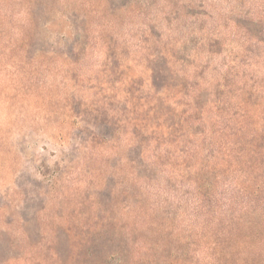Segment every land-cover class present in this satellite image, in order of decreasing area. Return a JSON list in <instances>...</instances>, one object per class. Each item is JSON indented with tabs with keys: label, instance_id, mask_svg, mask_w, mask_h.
Masks as SVG:
<instances>
[{
	"label": "rangeland",
	"instance_id": "rangeland-1",
	"mask_svg": "<svg viewBox=\"0 0 264 264\" xmlns=\"http://www.w3.org/2000/svg\"><path fill=\"white\" fill-rule=\"evenodd\" d=\"M225 3L0 0V264H264V16ZM94 26L103 77L38 91L37 53L78 64ZM37 117L73 129L51 163Z\"/></svg>",
	"mask_w": 264,
	"mask_h": 264
},
{
	"label": "clouds",
	"instance_id": "clouds-1",
	"mask_svg": "<svg viewBox=\"0 0 264 264\" xmlns=\"http://www.w3.org/2000/svg\"><path fill=\"white\" fill-rule=\"evenodd\" d=\"M160 7H165V5H160ZM220 9L227 13L230 9H238V10H248L251 9L252 15H260L264 16V0H244L243 3H237L236 0H232V3H225L219 5ZM155 14V13H154ZM20 16H24L26 18V12H20ZM60 15V13H57ZM150 19V18H149ZM22 23L27 24V19L22 21ZM45 29L48 28V25L43 26ZM132 27L129 25L124 29L125 34L128 32V28ZM135 27H143L142 24L137 23ZM135 30V28H133ZM103 31L102 27L94 26V30L92 33V42L87 47L85 53L83 54L82 60L78 64H72L70 61L65 63L63 58H57L55 63L47 62V57L53 56L55 53L49 51L46 54L37 53V58L32 62V64L26 66V71H31L34 73L33 79L35 80L38 91L41 93H48L49 91H57L59 93L58 99L63 100L65 96H67L71 92H77L76 88H72L71 82L66 78V75L70 71H78L80 73L81 81L87 85L89 83L95 84L97 83V78H102L103 73L101 72L102 62L105 60L106 56V47L101 40L100 33ZM22 35L21 30L17 28L12 29V35L10 39L13 41L12 46H15V43L18 42L19 37ZM60 35H67V31L61 32ZM179 36V32L176 30L167 31L166 33V40H172V43L169 44V47L175 46L180 47V44L184 41L181 40L179 43L173 39L174 37ZM5 43H8V39L5 40ZM62 44H58L57 48H62ZM264 47V46H262ZM5 63H8V56L7 52L5 53ZM43 61V63H42ZM13 67L12 71L9 72L8 68L5 67V79L9 75L15 76L17 75V67L18 65L15 61L12 62ZM195 71V69H188L187 74L190 76L191 73ZM91 78V80L89 79ZM67 85V87H66ZM203 85V82H202ZM207 86V85H203ZM107 87V85H105ZM96 89L89 90L88 88H82L79 90V94L84 95L87 99H93L92 92H95ZM190 100V98H188ZM15 119V116H13ZM37 121L40 127L38 133H35L37 140L39 141L38 144L35 146L30 145V151L35 153L37 156L36 163H39V156L40 155H47L44 152V146L46 144H54L55 147L51 149L52 151H56L57 155L50 158L49 163L53 160H57L60 158V149L64 151L68 150L70 139L66 136V133H71L73 130L68 126L67 123L60 124V123H51L45 125L44 120L37 117ZM78 126V125H77ZM21 133H16L12 135V139L16 140L18 135ZM55 135L56 139L53 140L52 137Z\"/></svg>",
	"mask_w": 264,
	"mask_h": 264
}]
</instances>
